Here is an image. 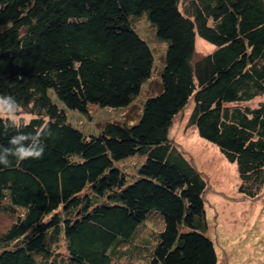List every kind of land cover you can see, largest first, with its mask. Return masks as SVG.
Here are the masks:
<instances>
[{"label": "trees", "instance_id": "16d2710c", "mask_svg": "<svg viewBox=\"0 0 264 264\" xmlns=\"http://www.w3.org/2000/svg\"><path fill=\"white\" fill-rule=\"evenodd\" d=\"M143 14L166 44L159 88L135 122L81 131L65 108L88 116L91 105L127 107L151 78L153 52L131 25ZM0 26V95L32 116L21 117V132L45 133L40 158L0 165V212L14 217L0 264H217L206 181L169 131L191 102L189 124L236 165L238 191L259 194L264 0H0ZM198 37L214 49L196 58ZM7 123L0 148L17 134ZM134 157L142 161L131 180L120 163ZM151 215L162 228L142 236ZM60 237L67 254L58 258Z\"/></svg>", "mask_w": 264, "mask_h": 264}, {"label": "rangeland", "instance_id": "374dc122", "mask_svg": "<svg viewBox=\"0 0 264 264\" xmlns=\"http://www.w3.org/2000/svg\"><path fill=\"white\" fill-rule=\"evenodd\" d=\"M145 18V14L139 19L131 18V25L138 35L147 41L153 52L154 68L151 78L143 85L140 95L127 107L113 109L91 105L88 116L65 108L68 120L81 131L96 133L107 122L127 124L135 122L145 97L159 88V74L163 65L166 44L156 38L154 29ZM213 49L211 44L199 37L196 38V58ZM50 95L53 99L55 98L51 91ZM259 100L260 98L257 97L245 105L255 107ZM59 106L63 107L60 104ZM191 106L189 102L185 109L174 118L169 137L206 181L203 198L208 224L207 235L214 242L217 264H264V185L254 198L244 196L238 191L240 179L236 165L226 160L215 145L200 138L194 126L189 124ZM18 117L29 120L32 116L21 110ZM141 161V158L134 157L120 163V167L132 180L135 178L136 168ZM13 219L12 215L0 212V235L10 227ZM161 228L160 217L151 215L147 225L140 229V235L149 236L152 231ZM55 244L58 258L66 256L63 237L58 238ZM112 264H145V261L135 258L131 262L125 257L113 261Z\"/></svg>", "mask_w": 264, "mask_h": 264}, {"label": "clouds", "instance_id": "9594fccd", "mask_svg": "<svg viewBox=\"0 0 264 264\" xmlns=\"http://www.w3.org/2000/svg\"><path fill=\"white\" fill-rule=\"evenodd\" d=\"M22 105L11 95H0V120H7V126L15 128L17 134L12 136L9 143L12 147L0 148V165L8 166L10 164L9 156H14L17 162L28 158H40L45 150L42 143L44 130H38L34 134H25L20 131L27 126V122L18 117Z\"/></svg>", "mask_w": 264, "mask_h": 264}]
</instances>
